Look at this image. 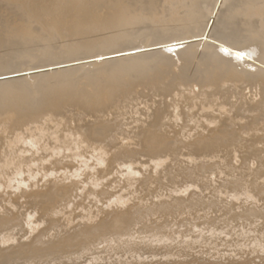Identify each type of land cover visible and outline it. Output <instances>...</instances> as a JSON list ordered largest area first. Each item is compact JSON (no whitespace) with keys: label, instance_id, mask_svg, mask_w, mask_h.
Wrapping results in <instances>:
<instances>
[{"label":"bare ground","instance_id":"1","mask_svg":"<svg viewBox=\"0 0 264 264\" xmlns=\"http://www.w3.org/2000/svg\"><path fill=\"white\" fill-rule=\"evenodd\" d=\"M14 159L41 175L0 181V264H264V0H0Z\"/></svg>","mask_w":264,"mask_h":264},{"label":"snow or ice","instance_id":"2","mask_svg":"<svg viewBox=\"0 0 264 264\" xmlns=\"http://www.w3.org/2000/svg\"><path fill=\"white\" fill-rule=\"evenodd\" d=\"M178 46L183 47V44L181 43ZM176 47H177V45H173L171 47H168L167 51L173 52ZM140 50H143V49H140ZM219 51L225 55H228V56L234 55L237 60H241V58L246 56V55H248L249 58H251V55L255 54L254 50L251 53H249V52L232 53L229 48L224 47L223 45L220 46ZM120 55H125V53L121 52ZM104 58L105 57H103V56L99 57V59H101V60H103ZM195 90L198 91V89H195ZM135 115L138 117V115H139L138 112H135ZM177 119H179V117H177ZM18 140L20 143H24L26 145V147L31 149V151H29V152L20 151L18 153V156L20 158H23L25 156L31 157L33 155V153H35L37 156L39 155L40 146L37 143H35L32 140H26L25 141L19 137H18ZM76 140H77V142H79V137H77ZM126 143H127V141H126ZM69 151H71L70 148H69ZM76 151L77 152L79 151V147L76 148ZM58 154H60V152H58V151H54L52 153V155H58ZM93 155L95 156V153ZM49 158L51 159V156ZM44 163H47V161H44ZM87 163H91V161L84 162V167H82L80 169V172L85 170ZM97 163H99V161H97ZM154 163H157V166H159L158 162H154ZM7 167L12 170L11 174H9L7 176L0 174V181L6 182L7 187L10 188L13 192H17L21 188L27 189L29 187V184L32 183L33 181H35L37 176L41 175V173L39 172L38 169L36 170L35 174H33V169L37 168L36 164H33V163H28L27 164V170H25V163L23 162L22 159L19 160V162L15 159L12 160V162L10 164H8ZM125 167L128 168V171L133 176L139 175V173L132 172L131 166L125 165ZM75 176L77 179H79V172L75 173ZM25 177H27V180H25ZM47 178H48L47 175H44V179L46 180ZM2 191H4V183H0V192H2ZM231 198L232 199H238V197H236V196H233ZM126 202L127 201H125V200L112 199V200H109L106 203H104L101 207L107 209V208H111L115 204H119V205L123 206ZM99 210L100 209L98 208L97 209L98 214H99ZM29 219H31V217H29ZM195 231L197 233L201 232L200 229H196ZM209 235H212V233H209ZM27 238L28 237L26 236L25 239H27ZM126 239H129L131 241H135L137 239V237L131 236V237H127ZM155 239L158 240V238H155ZM179 239H180V237L177 236L176 240H179ZM190 239H191L190 237H185L186 241H188ZM201 239H202V234H201ZM9 242L13 243L14 241L10 240ZM169 242H171V241H169ZM192 242L193 243H200V240L198 239V240L192 241ZM99 247L104 248L105 244L101 243L99 245ZM261 251H264V244L261 245Z\"/></svg>","mask_w":264,"mask_h":264},{"label":"water","instance_id":"3","mask_svg":"<svg viewBox=\"0 0 264 264\" xmlns=\"http://www.w3.org/2000/svg\"><path fill=\"white\" fill-rule=\"evenodd\" d=\"M245 52V51H244ZM124 53V52H123ZM126 53H128V52H126ZM235 53H237V52H235ZM120 55V54H119ZM110 56H113V55H110ZM226 56H228V55H226ZM228 57H231V56H228ZM245 58H248L249 56H244ZM243 57V58H244ZM234 58H235V56H234ZM232 59V58H231ZM72 64H75V63H72ZM65 65H68V64H65ZM248 93V90H246V94ZM30 140V139H29ZM23 147L25 148L26 147V145L24 144L23 145ZM157 161V160H156ZM80 163H82L81 161H80ZM88 164H91V163H88ZM154 165V164H153ZM36 166H38V164H36ZM123 170H126L127 168L126 167H124V168H122ZM193 188H191L189 191H191ZM177 194L180 196L182 193L181 192H177Z\"/></svg>","mask_w":264,"mask_h":264}]
</instances>
